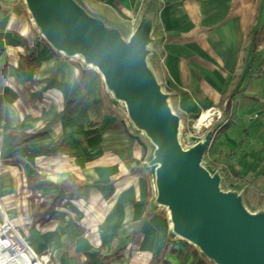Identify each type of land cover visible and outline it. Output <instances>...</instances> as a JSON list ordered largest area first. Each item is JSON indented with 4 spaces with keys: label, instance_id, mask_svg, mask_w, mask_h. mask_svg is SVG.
Returning a JSON list of instances; mask_svg holds the SVG:
<instances>
[{
    "label": "crops",
    "instance_id": "1",
    "mask_svg": "<svg viewBox=\"0 0 264 264\" xmlns=\"http://www.w3.org/2000/svg\"><path fill=\"white\" fill-rule=\"evenodd\" d=\"M76 1L105 9L106 25L128 37L150 23V68L170 85L173 113L183 123L221 114L203 161L264 198V0ZM88 69L37 36L23 0H0V198L10 218L51 264H199L172 241L142 148Z\"/></svg>",
    "mask_w": 264,
    "mask_h": 264
},
{
    "label": "water",
    "instance_id": "2",
    "mask_svg": "<svg viewBox=\"0 0 264 264\" xmlns=\"http://www.w3.org/2000/svg\"><path fill=\"white\" fill-rule=\"evenodd\" d=\"M50 46L95 64L130 118L154 144L158 199L170 209L175 233L217 264H264V215L249 214L234 193L219 190V176L201 166L210 137L183 150L179 118L146 66L151 25L140 20L129 40L105 28L72 0H24Z\"/></svg>",
    "mask_w": 264,
    "mask_h": 264
},
{
    "label": "rangeland",
    "instance_id": "3",
    "mask_svg": "<svg viewBox=\"0 0 264 264\" xmlns=\"http://www.w3.org/2000/svg\"><path fill=\"white\" fill-rule=\"evenodd\" d=\"M24 1V0H23ZM79 8H81L85 14L91 18H95L100 20L103 25L105 26V28H113L116 29L118 31V34L121 38L122 41L127 42L130 38V36L128 37V29H119L118 27H114V26H108L106 25L105 21L103 20L104 18L107 19H111L108 15V13H106L107 11L103 8H100V15L103 17H100V15H95L94 10L91 9L90 5L87 3H85V1H83V4L85 7H83L82 5H80L78 3V1L76 0H72ZM25 3V1H24ZM26 9L28 11V16H29V21L30 23H32L35 27V31L37 33V36H42V32L39 29V27L35 24L33 17L25 3ZM133 33V32H132ZM131 33V34H132ZM151 39V37H150ZM46 41V40H45ZM151 41L148 43L147 45V49L149 51V54L146 56L145 62H146V66L147 68L151 71L154 79L156 80V82L159 85V81L156 79V75L155 73L152 72L150 66H152V58L150 56V50L148 48V46L151 44ZM49 45V44H48ZM50 46V45H49ZM50 48L52 49V51L64 62V63H70L72 64L74 67L78 68V69H88V67L86 66L87 64L85 62H80L78 59L74 58L73 54H59L57 50H55L52 46H50ZM74 59V60H72ZM90 71H92L93 73H96L98 75V77L100 78V75L93 71L92 69H88ZM102 86L104 87L107 95L108 96V102L106 101L105 105L107 106V112L111 115H114L117 119H118V123L121 125V128L123 129L125 135H128L129 137L131 136V139L136 140L138 142V144L141 146L142 148V154L140 155L139 158V165H141L142 168V173L143 175L146 177V180L148 181L149 184V189H150V200L151 202L155 205V207L157 209H159L161 211V213H163V216L165 217V219L168 217L167 215V210L166 208L163 206L164 204L161 203L158 199V192L154 190V186L156 185V171L158 168L157 163L153 162L154 159V151L155 148L153 146V144L149 141V139L146 137V134H143L141 129H139L135 123L133 122V120L130 118L129 115V111H128V106L124 101H121L120 99H118L114 93L107 87V85L105 84L104 81H102ZM161 85H159L160 87ZM162 87V86H161ZM163 92V89L161 90ZM166 94L169 106L171 111L172 110V105L170 103V93L169 91H167ZM175 114V113H174ZM178 116V115H177ZM179 120H182L181 117H179ZM197 118H193L188 120L189 122L184 123L187 126H190V124H192L193 121H195ZM181 122H179L180 124ZM190 129V128H189ZM191 132V130H189ZM188 131L186 130H180V132L177 134V136L179 137V140L182 141V146L184 148L189 149L190 147H192L193 145H195L198 141H202L204 139L205 136L209 135L210 137V143L212 142L213 136L215 135V130L213 129V127H211L210 129H203L199 135H188L187 134ZM195 133V132H194ZM190 138H197L198 141H196L195 139L191 140ZM209 143V145H210ZM209 148V146H208ZM207 148V150H208ZM207 150L204 154V156H207ZM60 156L62 157H67L66 154L61 153ZM67 160L66 163L72 164L74 163V160L72 158H68V159H64ZM201 166L208 172V174L212 177L213 175H218L219 176V190L223 193H234L236 194L239 198H240V202H241V206L243 207V209L248 212L249 214H262L264 215V198L260 197L259 195H253L254 193H250L249 187H247L246 185H244L243 181L241 179H239V177H237L236 179H231L230 177H228L226 171H222V170H218L216 169L215 165L211 164V162L209 163L208 161H202ZM252 195L250 196L249 195ZM36 198V194L33 198V200ZM31 201V204H38L41 201ZM168 220V219H166ZM169 223V221H167ZM171 231V239L173 241V238L175 237V231L173 229L170 230ZM170 239V240H171ZM178 241L182 242L185 245H188L184 250L186 252L189 253V255L194 256L195 254L193 253V251H195L196 253H198L200 255V263L199 264H214V262L209 259L208 257H206L204 255V253L200 250L197 249L195 247H193L192 245H190L189 243L183 241V240H179ZM194 248V250H193ZM182 252V250H181ZM195 257V256H194Z\"/></svg>",
    "mask_w": 264,
    "mask_h": 264
},
{
    "label": "built area",
    "instance_id": "4",
    "mask_svg": "<svg viewBox=\"0 0 264 264\" xmlns=\"http://www.w3.org/2000/svg\"><path fill=\"white\" fill-rule=\"evenodd\" d=\"M162 59H160V63H162ZM163 84H160V90L163 89V93H167V91H171V87L166 80L162 81ZM173 113V111H172ZM200 117V115H199ZM199 117L190 124V126L185 125L182 120L178 124V133L180 130L188 131V135H199V133L211 126L213 120L215 118H220V112L212 113L211 119L205 123L203 126H196V121ZM190 128V129H189ZM191 130V132L189 131ZM195 132V133H194ZM177 141L180 147L183 150H186L182 146V141L179 140L177 136ZM204 158V156H203ZM203 161V159H202ZM34 202L42 201L41 193H36V198L33 200ZM0 264H51V259L48 254L45 253H37L34 251L28 243L27 237L19 230V228L13 223L12 219L9 216L8 209H6L4 203L0 198Z\"/></svg>",
    "mask_w": 264,
    "mask_h": 264
},
{
    "label": "bare ground",
    "instance_id": "5",
    "mask_svg": "<svg viewBox=\"0 0 264 264\" xmlns=\"http://www.w3.org/2000/svg\"><path fill=\"white\" fill-rule=\"evenodd\" d=\"M42 38L46 40V38L44 37V35H42ZM46 42L49 43L47 40H46ZM49 44H50V43H49ZM57 51H58L59 54H64V53H65L64 50H62V49H59V50H57ZM74 58H75V59H78L80 62H85L84 58H83L81 55H79L78 53H75V54H74ZM72 60H74V59H72ZM86 64H87L86 66H87L88 68H90V69L96 71V72L100 75L101 80L104 81V76H103L102 72L100 71V69H99L95 64H93L92 62H87ZM120 100L125 102V100H124L123 98L120 99ZM166 102H167L168 107L170 108L167 99H166ZM211 117H212V111H211V110H207V111L202 112V113L200 114L199 119L196 121V124H195L194 127L196 128V126L198 127V126H200V125L203 126L205 123H207V122L211 119ZM140 129H141V131H142L143 134H146L145 131H144V129H142V128H140ZM146 137H147V138L149 139V141L152 143V141L150 140V138H149L147 135H146ZM152 144H153V143H152ZM153 146H154V144H153ZM157 165H158V167L160 166L159 163H157ZM154 190L157 191V187H156V185L154 186ZM163 206H164V207L166 208V210H167V215H168L167 219H168V221H169V227H170V229H173V228H174V223H173V219H172V215H171L170 209H169V207H168L167 205H165V204H164ZM175 238H177V239H179V240H183V241L189 243L190 245H192L193 247L199 249V247H197V245H195V244H194L193 242H191L188 238L184 237L183 235H181V234H179V233H175ZM214 264H217V263L214 262Z\"/></svg>",
    "mask_w": 264,
    "mask_h": 264
}]
</instances>
